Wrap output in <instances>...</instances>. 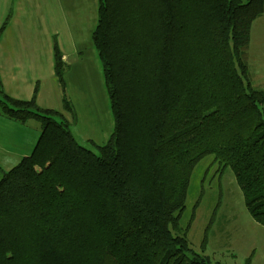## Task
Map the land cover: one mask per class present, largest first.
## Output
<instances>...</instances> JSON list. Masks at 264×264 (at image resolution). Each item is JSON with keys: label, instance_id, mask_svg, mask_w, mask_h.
<instances>
[{"label": "trees", "instance_id": "obj_1", "mask_svg": "<svg viewBox=\"0 0 264 264\" xmlns=\"http://www.w3.org/2000/svg\"><path fill=\"white\" fill-rule=\"evenodd\" d=\"M263 10L264 0H97L91 38L114 122L103 144L88 140L94 150L62 112L37 105V83L23 100L0 81V115L41 128L31 153L0 170V264H222L204 253L205 233L190 245L196 203L182 221L207 156L264 225V86H252L247 59ZM52 52L63 89L55 39Z\"/></svg>", "mask_w": 264, "mask_h": 264}, {"label": "rangeland", "instance_id": "obj_2", "mask_svg": "<svg viewBox=\"0 0 264 264\" xmlns=\"http://www.w3.org/2000/svg\"><path fill=\"white\" fill-rule=\"evenodd\" d=\"M95 16L96 13L93 19H82L87 22L85 25L74 23L72 42L65 44L64 88L56 80L50 95L54 109L70 121L69 129L76 142L92 150L94 147L88 140L103 144L114 122L101 62L91 38ZM253 27L255 32L258 23ZM256 36L253 34V38ZM253 47L258 48L255 41ZM253 50L247 58L248 68L252 86L261 89L264 86V50ZM63 97L72 105L74 118L63 109ZM218 179L216 165L210 156L200 160L193 170L182 219L187 221L196 203L187 232L190 245L199 248L205 233L204 253L214 261L246 264L248 260V264H264V225L253 219L246 209L232 171L227 169Z\"/></svg>", "mask_w": 264, "mask_h": 264}, {"label": "crops", "instance_id": "obj_3", "mask_svg": "<svg viewBox=\"0 0 264 264\" xmlns=\"http://www.w3.org/2000/svg\"><path fill=\"white\" fill-rule=\"evenodd\" d=\"M96 9L97 0H0V26L6 21L0 34V81L4 92L26 100L37 83L38 106L54 109L50 97L56 82L53 40L66 65L65 44L72 42L74 23L85 25L82 19H93ZM256 23L259 27L254 32ZM253 34L257 35L255 39ZM253 41L258 48L253 47ZM253 48L264 50V10L252 22L248 58ZM40 131L35 120L21 124L0 115V170L8 171L28 156Z\"/></svg>", "mask_w": 264, "mask_h": 264}]
</instances>
